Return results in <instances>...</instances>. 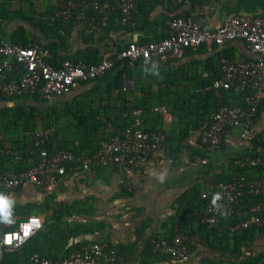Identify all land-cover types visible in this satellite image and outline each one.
<instances>
[{
	"label": "crops",
	"instance_id": "1",
	"mask_svg": "<svg viewBox=\"0 0 264 264\" xmlns=\"http://www.w3.org/2000/svg\"><path fill=\"white\" fill-rule=\"evenodd\" d=\"M4 4L6 1L0 0V9L21 10L41 21L51 20L53 8L49 0L36 7L32 1L20 3L15 9L4 8ZM145 10L149 11L145 18L141 10L133 14L132 26L117 28L107 35L101 31L89 42L84 40L88 33L73 23L68 31L66 53L58 50V54L77 58L88 50H98L101 57L112 56L119 46L129 42L144 44L148 40L162 39L169 32L168 22L182 15L202 16L204 29L213 30L224 22L227 15H262L264 0H185L176 8L157 3ZM15 25L7 24L6 31L10 32ZM26 25V35L31 44L47 43L48 33ZM2 37L0 32V41H9ZM225 47L233 53L235 61L255 58L240 41L217 47V50ZM216 62V46H204L196 52L187 51L182 59L171 61L160 69L135 65L131 69L137 76L135 87L126 93L113 89V98L110 99L106 94L92 99L93 105L106 106L97 116L103 121L105 116L114 117L119 108L143 99L149 107L144 116L145 128L162 131L166 135L163 147L152 153L146 163L135 165L130 177L105 167L91 166L89 170L70 172L52 192H42L30 184H24L15 191H0V195L14 201L11 212L17 209L22 214V217L14 218L34 215L44 220L42 230L32 236L38 241L40 255L61 259L69 251H75L79 243L104 241L116 249L124 264H257L264 257V230L255 234L250 245L234 252L229 234L217 231L215 238L203 228L201 219L205 205L199 195L194 198L197 193L201 195L205 184L213 182L215 177L229 181L235 176L237 170L232 162L246 153V142L240 137V128L227 132L222 147L217 151L206 152L199 142L200 131L209 123L215 108L224 105V100L218 93L213 98L195 99L188 91L199 87L195 86L196 78L208 76ZM142 87L149 89V93L144 95ZM85 90L88 89L81 86L72 93L81 94ZM100 90H105V86L101 85ZM154 108H165L166 113H154ZM178 116L184 118L178 120ZM62 122L63 119L54 137L57 142L69 141L68 147L89 144L79 136L74 122L68 126L71 130ZM254 127L264 131V112L258 114ZM197 158H208L209 162L202 166ZM29 161L23 159L21 164L26 167ZM160 173H165L163 182L156 178ZM61 211L62 216L55 222V213ZM179 222L182 228L172 229ZM3 224L0 227L6 230L10 226L5 224L4 227ZM77 227L82 230L92 227L94 232L76 234ZM141 228L143 231L138 235ZM177 231L195 240L188 263L160 256L150 244L152 238H169Z\"/></svg>",
	"mask_w": 264,
	"mask_h": 264
},
{
	"label": "built area",
	"instance_id": "2",
	"mask_svg": "<svg viewBox=\"0 0 264 264\" xmlns=\"http://www.w3.org/2000/svg\"><path fill=\"white\" fill-rule=\"evenodd\" d=\"M156 1L176 8L185 0H49V5L54 10L55 20L66 22L74 18L81 21L90 15L96 16L87 23L88 31L94 32L106 27L115 13L116 25H132V13L141 4ZM203 24L202 16H176L168 22L169 36L163 40L145 44L129 42L115 58L104 57L94 64L70 60L56 64L50 50L41 44L22 47L10 41H0V99L37 94L44 101L51 102L76 91L83 83L103 77L113 69L117 60L125 61L130 69L139 60H147L149 65L159 68L182 59L187 50L195 52L203 45L222 47L240 41L255 58L247 61L220 58L218 77L205 87L196 89L242 94V99L236 100L235 104L218 107L207 126L200 131L199 142L204 150H219L227 132L232 129H242L240 137L246 142L245 155L232 162L236 175L226 182L205 184V191L200 195L205 205L201 224L206 230L216 229L229 235L251 228H264V131L254 127L260 107H264V13L227 15L224 22L213 30L204 29ZM133 87L134 78L122 74L121 91L126 93ZM153 112L166 113V110L154 108ZM144 116L145 112L140 108L123 113L127 125L118 134L102 138L89 155L76 154L68 149L55 150L50 154L44 146L55 129L35 131L26 154L36 157V161L19 172L1 173L0 191H15L24 184H30L42 192H52L70 172L89 170L91 166L105 167L130 177L135 165L146 163L166 141L164 132L145 128ZM0 143V156L17 155L2 135ZM197 161L202 166L209 162L208 158H197ZM216 195L220 199L213 205ZM252 200L258 201L248 205L247 202ZM234 218V222L229 221ZM43 226L44 220L39 216L31 215L19 220L12 231L6 230L2 235L0 259L3 247H22ZM194 243L193 237L178 231L172 237L152 238L150 241L155 253L179 263L189 262ZM27 264H124V260L109 243L95 241L82 245L61 259L53 260L35 253ZM257 264H264V257Z\"/></svg>",
	"mask_w": 264,
	"mask_h": 264
},
{
	"label": "trees",
	"instance_id": "3",
	"mask_svg": "<svg viewBox=\"0 0 264 264\" xmlns=\"http://www.w3.org/2000/svg\"><path fill=\"white\" fill-rule=\"evenodd\" d=\"M157 3H161V2L156 1L148 5L141 4L137 8L136 11H140V10L143 11L142 14H144L143 17L145 18V16L149 12L148 10H145V9L148 7H152L153 5ZM134 13H132V19H131L132 25H133V14ZM53 14H54V10H52L51 18H49L51 20L44 22V21H41L40 19L35 18L33 15H30V14L27 15L25 12L21 10L5 11V9L2 8L0 9V32L3 37L7 36L8 40L11 43L20 45L22 47H27L28 45L31 44L26 35L25 24H27L26 26H30L35 29H40L41 32L49 34V38H48L49 40L47 41V43L45 44L39 43V44L43 45L44 47L50 50V52L53 55V63L57 64L59 63V61L70 60L73 63H77L81 61L87 64H94L100 61L102 58H104L99 55L98 50H88L86 54L80 57H77V58L66 56V55L62 56L61 54L60 55L58 54V50L64 51L66 53L67 43H68V38H69L68 31L73 25V23L79 24L82 27V29L88 33V36L84 37V40L86 42H89L90 40H92L95 34L101 31L105 32L107 35L112 31L113 32L116 31L117 28H126L129 26H132V25H129L126 27H122L120 25H116L114 22V19L117 16V14L115 13L110 18V21L106 27L101 28L99 31L90 32L88 31L87 23L89 20H92L94 17L96 18V16L94 15L93 16L90 15V17L87 18L86 20L77 21L76 19L72 18L64 22L61 20L53 19ZM3 22H6L7 24L16 23V25L13 30L8 32L6 31L7 24L4 25ZM168 36H169V32L162 39L150 40V41L148 40L145 43H149L153 41H160ZM126 45H123L121 47L119 46L117 48L118 50L113 53L114 55L108 56V57L115 58L117 53H119L122 49H124ZM212 46L215 47V45H212ZM203 47L204 45L201 46L199 49ZM187 51H191V50H187ZM222 57L228 58L231 61H235L233 53L230 52V49L225 47V48L217 50V47H216V61H217L216 67L213 65L211 66L210 68L211 71H209L210 73L208 74L206 78L197 77L196 78L197 83L195 86L197 87L199 86L198 88L205 87L207 84H209V82L212 79H215L218 77V65H219V60ZM141 64L145 65L149 69H160L164 67L163 66V67L155 68L149 65L147 60H139L138 62L135 63V65L137 66ZM206 69L208 68L206 67ZM124 73L131 75L134 78V87H135V83L137 82L136 74L128 67L125 61L117 60L113 69L107 72L103 77L97 78L94 81L81 84V86L88 89L87 91L85 90L81 94L70 93L63 97L55 98L51 102L44 101L37 94L25 95L20 98L0 99V135H2L6 141L7 139L5 137V134L7 131L13 129L15 131L20 130V132H22L21 140L11 137L12 148L13 150L17 152V155L14 157H7L3 155L0 156V174L5 173V172H19L21 170L28 168L36 161V157H34L33 155L29 153L26 154V151H27L28 146L32 142L33 133L37 131L38 127H41L44 130L51 129V128L56 130L54 134L50 136L49 140L46 142L44 146V148L50 154H52L55 150L68 149L76 154H84V153L86 154V151L89 150V152L87 153V155H89V154H92V152L94 151V149L96 148V146L98 145L99 141L102 138L106 136L109 137V136L118 134V132L127 125V120L122 117L123 113H129L130 110L135 109V108H140L144 112L148 111L149 107H147V102H145L142 99L140 102L134 105L123 106L119 108L118 113L114 117L105 116V121L98 119L97 116L99 115V112L102 109L106 108V106H102L99 104L93 105L94 102L92 99L98 95L101 96L102 94H106L107 95L106 97L109 99L113 98V95H112L113 89H117L118 92L123 93L121 91V76ZM101 85L105 86V90L103 91L100 90ZM141 91L143 92L144 95H146V92L147 94L149 93V89L146 90L145 87H142ZM188 92L189 93L191 92L195 99L213 98L214 95L218 93V96L224 100L223 104H227V105H233L236 103V100L242 99V94L234 95L232 94V91L201 92V91H196V89L194 90L192 89ZM59 109H63V112H59ZM215 111H216V108H215ZM260 112H264L263 106L260 107ZM64 118L66 119L68 118L71 122L75 123L79 136L83 138L82 140L84 139L88 140L89 144H87V146L68 147V145L70 144L69 141H64L60 143V142H57L55 138H53V137H56L57 127L61 123V120ZM183 118L184 116H178V120H181ZM27 134H29V137ZM55 141H56V144L54 143ZM80 144L81 143H79L78 145ZM91 144H93V147ZM1 146H2V143H0V147ZM23 159H25L26 161L30 160L29 161L30 163H28V166L24 167L21 164V160ZM220 181L226 182L227 180H223V179L220 180L219 178H216V177L213 179V182H220ZM198 195L200 196V193L199 194L197 193V195H195L194 198L196 199ZM257 201L258 200H252L247 203L249 205ZM60 215L62 216V211L61 213L59 212L55 213V216L53 217L55 219L53 220L57 222ZM15 216L22 217V214L17 209H15L12 212L11 218L14 219V221L11 224H6V225H10L7 227L8 231H12L19 220L26 218V217L14 218ZM235 220L236 218L230 219L229 221L234 222ZM3 225L5 227V224ZM174 228H177L178 230L181 229L182 228L181 222L177 223L175 227H172V229ZM78 229L80 228L77 227V230L75 231L76 234H79V233L88 234V233L94 232L92 227H89L87 230H82V229L78 230ZM263 230L264 228H259V229L251 228L239 234L230 235L233 240V244H234V252H239L242 247H246L248 244L250 245V243L254 239L255 234ZM142 231L143 229L141 228L137 232V234L138 235L141 234ZM207 231L211 234H214L215 238L216 236H218L216 229L207 230ZM86 244H89V243H86ZM82 245H85V244L79 243L76 249L74 250H78ZM39 252H40V249L38 246L37 239L31 237L25 243V245H23L20 248L12 249V248L3 247L2 248V258L0 259V264H27L30 256L35 253H39ZM53 260H56V259L53 258Z\"/></svg>",
	"mask_w": 264,
	"mask_h": 264
},
{
	"label": "rangeland",
	"instance_id": "4",
	"mask_svg": "<svg viewBox=\"0 0 264 264\" xmlns=\"http://www.w3.org/2000/svg\"><path fill=\"white\" fill-rule=\"evenodd\" d=\"M2 1H4V2L6 1V3L8 4V5L7 4L6 5L4 4L3 5L4 8L5 7H8V8H11V9L17 8V5L18 4L21 5L20 3L29 4L30 1H32L33 5L36 7V6H40L41 4H43V3L46 2V0H22V1H20V0H13L12 1L11 0L12 2L10 0H9V2H7V0H2ZM2 39H6L7 40L8 38H7V36H4V37H2ZM62 124L66 125L68 130H71L70 128H68V126L71 124V121L68 118L67 119L66 118L63 119ZM40 130H44V129L41 128V127H38L37 128V131H40ZM21 135H22V132H20V130L19 131H15V130L11 129V130L7 131L6 134H5V137L7 139V143L9 144V146L12 145V139H11V137L17 138V139H20L21 140V138H22ZM27 135L29 137V134H27ZM10 139H11V141H10Z\"/></svg>",
	"mask_w": 264,
	"mask_h": 264
},
{
	"label": "clouds",
	"instance_id": "5",
	"mask_svg": "<svg viewBox=\"0 0 264 264\" xmlns=\"http://www.w3.org/2000/svg\"><path fill=\"white\" fill-rule=\"evenodd\" d=\"M164 176L165 173H160L156 176V178L159 182H163ZM219 199H220L219 195H216L212 201L213 205H215L217 200ZM13 204L14 201L10 197L5 195H0V223H4V224L13 223V220L11 219L12 217L11 209L13 207ZM6 242L10 243V241H6Z\"/></svg>",
	"mask_w": 264,
	"mask_h": 264
},
{
	"label": "water",
	"instance_id": "6",
	"mask_svg": "<svg viewBox=\"0 0 264 264\" xmlns=\"http://www.w3.org/2000/svg\"><path fill=\"white\" fill-rule=\"evenodd\" d=\"M6 232V229L5 228H2V227H0V240H2L3 239V233H5Z\"/></svg>",
	"mask_w": 264,
	"mask_h": 264
}]
</instances>
